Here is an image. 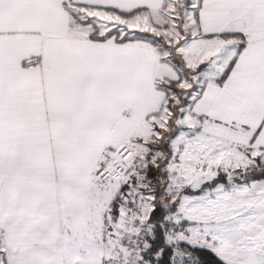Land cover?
Returning a JSON list of instances; mask_svg holds the SVG:
<instances>
[{
    "label": "snow or ice",
    "instance_id": "snow-or-ice-1",
    "mask_svg": "<svg viewBox=\"0 0 264 264\" xmlns=\"http://www.w3.org/2000/svg\"><path fill=\"white\" fill-rule=\"evenodd\" d=\"M0 264H264V0H0Z\"/></svg>",
    "mask_w": 264,
    "mask_h": 264
}]
</instances>
